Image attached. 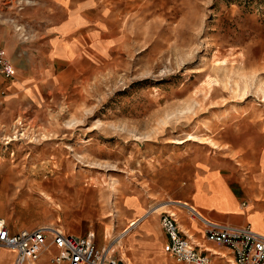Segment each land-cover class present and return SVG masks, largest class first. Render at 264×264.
I'll list each match as a JSON object with an SVG mask.
<instances>
[{
	"label": "rangeland",
	"instance_id": "374dc122",
	"mask_svg": "<svg viewBox=\"0 0 264 264\" xmlns=\"http://www.w3.org/2000/svg\"><path fill=\"white\" fill-rule=\"evenodd\" d=\"M0 47L16 68L0 73L12 230L52 225L103 247L172 199L238 209L219 179L191 195L206 169L264 201V0H0ZM164 211L189 216L143 217L120 243L128 257ZM249 217L264 231L262 213Z\"/></svg>",
	"mask_w": 264,
	"mask_h": 264
},
{
	"label": "built area",
	"instance_id": "2783aa9c",
	"mask_svg": "<svg viewBox=\"0 0 264 264\" xmlns=\"http://www.w3.org/2000/svg\"><path fill=\"white\" fill-rule=\"evenodd\" d=\"M12 65L0 48V73L10 78ZM177 203L186 210L188 218L198 222L204 238L228 253H215L193 241L179 224L175 211L159 215L166 241L163 251L175 264H212L211 256H217L221 264H264V235L250 225H230L198 214L189 204ZM0 247L14 253L13 264H124L108 247H98L93 234L74 235L64 228L46 225L12 230L0 216Z\"/></svg>",
	"mask_w": 264,
	"mask_h": 264
},
{
	"label": "crops",
	"instance_id": "0c3cea01",
	"mask_svg": "<svg viewBox=\"0 0 264 264\" xmlns=\"http://www.w3.org/2000/svg\"><path fill=\"white\" fill-rule=\"evenodd\" d=\"M56 28H57V24H56ZM53 51H54V54L58 55L54 57L55 58L54 60L57 61V65H58L59 64L58 63L59 54H60V48L58 44L54 47ZM10 63L14 71H13L12 76L9 78V80L13 78L16 74L15 65L11 61ZM28 77H32V75L26 76L24 79L17 80L16 83L21 86H26L25 85L27 83L26 79H28ZM12 84L13 83H11L10 86L8 87L9 89L10 87H12ZM215 179L220 180V183L222 184L223 187H225L230 197L233 198V200L237 203L238 209H232V210L224 209L218 206L208 205L207 203H204V202L195 203L192 196L190 200H187V202H189L188 204H192L195 208H197V210L200 213H202L207 218L215 220V221L218 220V221L230 224V225L232 224L238 225V226H244L248 224L250 225L249 216L256 212L262 213L264 217V201L255 202L251 200L250 198H248L245 201H242L243 195H244L243 187L235 183L237 182V180H234L231 177L226 176L225 174H223L222 172H220V170L216 168L206 169L197 174V176L191 182V188L193 190L191 195H193V193L197 191V184L199 185V188L202 191H204V193H206L207 195L211 194L212 190L211 188H209L208 183L210 180L212 182H215L216 181ZM175 199H178V198H175ZM178 200H181V199H178ZM151 216L154 217V215H151ZM177 217L179 220V224H182L187 219L189 224L184 229L188 233L187 232L185 233L190 235L193 241L197 242L199 245L201 244V246L204 245L210 250H214L216 253H218L217 251L218 248L224 249V252L228 253V250L226 248L219 246V245L217 246L216 244H213L204 238V234H202L201 226L199 223L196 224L197 222H195L197 229H194L193 227L190 226L191 221H192L191 219L186 218V219L180 220L178 215ZM152 219L153 218L149 217L146 220L148 224L143 223L142 225H139L140 227L139 230H141L140 234H136V231L134 232L135 235L133 237H135V240L133 242L134 249L132 250V255L134 257L135 263H134V260L131 258V256L129 258L131 259L133 264H175V262L166 255L165 251H163V248H162L167 237L165 236L161 228L159 215H158L157 220L156 218L154 220ZM260 231L264 232L263 230H260ZM70 233L74 235L78 234V233L75 234L73 232H70ZM14 257H15L14 253L11 250L3 248V247L0 248V264H13ZM211 261H212V264L222 263L221 260L217 256H211ZM124 264H126L125 261H124Z\"/></svg>",
	"mask_w": 264,
	"mask_h": 264
},
{
	"label": "bare ground",
	"instance_id": "6f19581e",
	"mask_svg": "<svg viewBox=\"0 0 264 264\" xmlns=\"http://www.w3.org/2000/svg\"><path fill=\"white\" fill-rule=\"evenodd\" d=\"M177 203H184V202H181V201H178V200H173L172 199V201H168V202H166L165 204H163V205H160L159 207H157V208H154V209H152V210H150L149 212H146L145 214H143L142 215V218L143 217H145L146 215H148V214H157V212H160V211H162V210H164L165 208H167V207H169V206H171L172 205V207L174 206V207H178L177 205ZM186 204H188V203H186ZM190 205V207L192 208V209H194L198 214H202V213H200L198 210H197V208H195L193 205H191V204H189ZM142 218H139V219H135V220H132L131 222H130V225H128L127 226V228L123 231V232H120V234L119 235H116V237H117V241H119V245H112V244H109L108 246H106V247H108L110 250H114L115 248H118V250H119V252H120V256L122 257V259L126 262V264H133L132 263V261H131V259L128 257V255H127V252H126V250H125V248H123L121 245H120V243L122 242V238H125L126 237V235L129 233V231L132 229V228H134L135 226H137L138 225V222L140 221V220H142ZM180 226H181V224H180ZM250 227L253 229V230H255V231H257V232H259V233H261V234H263L264 235V232H262V231H260L259 229H257V228H255L252 224H250ZM182 228V227H181ZM183 230V229H182ZM108 231V230H107ZM184 231V230H183ZM184 232H186V231H184ZM188 233V232H187ZM118 244V243H117ZM201 245V244H200ZM1 248V247H0ZM7 249V248H6ZM216 253V252H215ZM124 257V258H123Z\"/></svg>",
	"mask_w": 264,
	"mask_h": 264
}]
</instances>
